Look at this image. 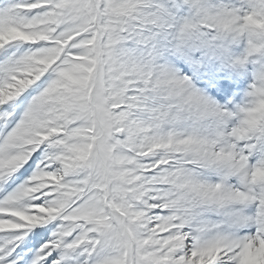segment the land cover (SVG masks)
Returning <instances> with one entry per match:
<instances>
[{
	"label": "snow or ice",
	"instance_id": "obj_1",
	"mask_svg": "<svg viewBox=\"0 0 264 264\" xmlns=\"http://www.w3.org/2000/svg\"><path fill=\"white\" fill-rule=\"evenodd\" d=\"M0 264H264V0H0Z\"/></svg>",
	"mask_w": 264,
	"mask_h": 264
}]
</instances>
